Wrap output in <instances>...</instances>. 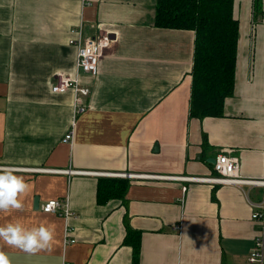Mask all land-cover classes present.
<instances>
[{"label": "crops", "instance_id": "obj_1", "mask_svg": "<svg viewBox=\"0 0 264 264\" xmlns=\"http://www.w3.org/2000/svg\"><path fill=\"white\" fill-rule=\"evenodd\" d=\"M157 0H0V167L29 184L22 210L0 226L54 230L51 250L29 254L0 241L11 264H250L262 229L251 202L262 188L170 179L207 178L228 154L241 174L264 178V0H235V91L224 116L191 118L196 33L158 28ZM110 34L97 74L78 72L70 40ZM58 72L90 89L54 93ZM74 130V140L65 142ZM72 170L77 173H58ZM105 174L148 175L153 178ZM129 179L123 199L100 203L99 184ZM68 203L69 217L43 212ZM250 200V201H249Z\"/></svg>", "mask_w": 264, "mask_h": 264}, {"label": "trees", "instance_id": "obj_2", "mask_svg": "<svg viewBox=\"0 0 264 264\" xmlns=\"http://www.w3.org/2000/svg\"><path fill=\"white\" fill-rule=\"evenodd\" d=\"M234 1L157 0L158 28L196 33L191 118L224 116L226 100L234 95L240 34ZM130 184L129 179L103 180L99 202L124 200ZM124 244L133 249L132 264H139L141 234L128 230Z\"/></svg>", "mask_w": 264, "mask_h": 264}, {"label": "built area", "instance_id": "obj_3", "mask_svg": "<svg viewBox=\"0 0 264 264\" xmlns=\"http://www.w3.org/2000/svg\"><path fill=\"white\" fill-rule=\"evenodd\" d=\"M77 36L70 40V44L74 46L77 50V60L76 68L78 72H84L91 75H96L98 72V65L100 59L108 49L115 38L110 34L98 35L96 37H90L83 39L81 37V29L77 32ZM52 91L54 93H64L67 91H72L75 93V105L76 110L82 113L86 110L85 105L82 103V98L90 95V89L81 85L79 81V75L72 76L66 72H58L55 75V80L52 85ZM74 140V130L68 133L65 137V142H72ZM241 163L238 158L232 157L228 154H222L216 160L214 165L215 174L207 178H194V177H170V179L185 180L189 182L206 183L211 185H232L239 188L250 187V188H262L264 189V178H249L243 176L240 171ZM58 173H67L69 175L77 173L72 170H54ZM105 175H115L123 177H140V178H153L155 176L141 175L136 176L132 174H105ZM57 202V207L51 214H60L64 217H69L71 213L68 203L62 200H51ZM250 201V200H249ZM50 202V201H49ZM47 202L43 206V212L45 206L49 203ZM254 212L252 214V219L260 222L262 229L260 230L258 236L255 239V245L249 255L250 264H264V198L260 203L251 202ZM49 213V212H45Z\"/></svg>", "mask_w": 264, "mask_h": 264}, {"label": "clouds", "instance_id": "obj_4", "mask_svg": "<svg viewBox=\"0 0 264 264\" xmlns=\"http://www.w3.org/2000/svg\"><path fill=\"white\" fill-rule=\"evenodd\" d=\"M15 167H0V212L22 210V197L29 191V184L22 175H17ZM56 201H50L44 208L52 213L57 207ZM54 230L43 224L26 229L19 223L0 226V241L29 254L42 250H51ZM0 264H11L8 255L0 250Z\"/></svg>", "mask_w": 264, "mask_h": 264}, {"label": "water", "instance_id": "obj_5", "mask_svg": "<svg viewBox=\"0 0 264 264\" xmlns=\"http://www.w3.org/2000/svg\"><path fill=\"white\" fill-rule=\"evenodd\" d=\"M212 164H216V159L209 160Z\"/></svg>", "mask_w": 264, "mask_h": 264}]
</instances>
